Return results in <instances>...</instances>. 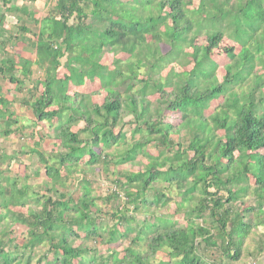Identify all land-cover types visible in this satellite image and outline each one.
<instances>
[{"label":"trees","instance_id":"1","mask_svg":"<svg viewBox=\"0 0 264 264\" xmlns=\"http://www.w3.org/2000/svg\"><path fill=\"white\" fill-rule=\"evenodd\" d=\"M0 3L7 6V10L26 13L24 7L14 4V0H0ZM191 3L192 0H132L131 3L122 0H55L54 12L35 20L39 26L34 40L24 36L29 30L26 25L17 26V40L27 39L35 48V58L23 59L19 68L6 50L13 36L10 33L5 36L7 31L1 25L4 15L0 11V79L16 84V90L22 92L33 73V65H38L44 72L41 91L33 100L23 102L36 121H47L55 132L57 152L50 150L47 156L35 147L30 150L37 153L44 164L45 175L53 184L61 189L66 187V176L61 174V167L66 173H72L78 165L93 169L101 165L102 171H106L110 163L134 162L139 154H145L148 159L143 169L125 173L124 181L115 180L133 209L164 203L165 193L156 192L152 200L144 197L155 181L162 180L168 186L180 189L184 195L182 201L197 197L195 206L185 212L187 223L184 226L170 218L153 215L134 227L131 224L134 216L125 213V209H116L117 220L108 226L95 215L99 210L95 203L98 196L92 195L87 179L75 177L78 182L81 179L82 189L76 198H65L67 193L59 192L58 198L48 197L41 201L29 193L24 184L18 186L17 176L12 177L2 170L1 165L14 158L2 152L0 264H31L38 247L45 246L48 247L46 252L53 255V261H48L49 254L43 253L39 263L208 264L198 253L201 241L207 247L221 249L231 260L240 257L249 233L264 224V91H260L257 102L251 98L252 91L264 85V0H199L191 12H186L184 5ZM165 8L169 9L167 14L162 13ZM88 16L100 27L86 23ZM71 17L77 19L79 25L68 24ZM160 25L165 29L159 30ZM204 26L211 28L206 44L194 43L190 31L194 27L198 31ZM146 33L152 34L155 43L146 41ZM224 35L238 43L239 49L235 51L234 46L226 49L230 61L224 65L225 73L219 80L215 73L217 62L212 59L211 52ZM162 36L170 50L159 55L158 46H154ZM183 43L192 49L193 66L188 73L185 76L174 73L172 79L170 74L153 78L154 69L161 67V62L174 59ZM103 47L128 54L126 72L121 69V60H115V71H101L103 67L98 57ZM64 54L68 71L58 77L56 71ZM134 60L145 61L143 65H148L145 78H138L137 69L143 65ZM258 67L260 73L256 72ZM94 78L106 90L101 101L80 88L86 79ZM135 82L141 85L135 88ZM120 83H125L122 91L117 88ZM165 87L170 88L166 90ZM35 89H38L37 82L33 85ZM155 91L159 92L162 108L150 112L151 101L146 96ZM213 99L220 101L211 113L205 114L203 103ZM10 104L3 96L0 84V126L4 127L0 134L5 137L20 128ZM163 110L181 114V122L177 125L163 122ZM128 114H132L131 134L141 135L132 141H127L121 127L116 130ZM78 121H83L84 126L74 130L73 125ZM181 129H186L189 134L188 149L192 151V156L185 160L178 158V151L174 156L166 155L164 148L171 146L169 135ZM217 130H223V134L218 136ZM149 142L157 144L156 156L147 152L145 146ZM112 146L118 148L116 154L106 151ZM161 167L165 169L161 170ZM248 174L254 178L256 204L234 210L232 203L239 195L231 186L246 182ZM131 184H136L135 190L131 189ZM210 187L214 191L210 192ZM220 189L226 191L225 198L218 194ZM114 195L119 193L114 192ZM110 196L105 199L109 200ZM33 197L40 202L39 211L13 210L14 206H26ZM225 202L228 206L215 213V209H221ZM181 207L182 202L177 208ZM207 210L210 216L218 217L217 232L212 233L208 226L194 220H203ZM4 219L26 227L25 240L19 248H10L13 237L11 231L2 226ZM120 223L126 224L123 234L116 227ZM131 232L135 234L131 236ZM97 238L101 244L114 243L121 238L130 241L118 257L115 250L103 255L89 247L87 241ZM77 239L80 243L75 244ZM140 242H144V250L136 247ZM160 251L166 254L167 260L154 263L151 259Z\"/></svg>","mask_w":264,"mask_h":264},{"label":"rangeland","instance_id":"2","mask_svg":"<svg viewBox=\"0 0 264 264\" xmlns=\"http://www.w3.org/2000/svg\"><path fill=\"white\" fill-rule=\"evenodd\" d=\"M122 2H129L131 3L132 0H122ZM199 0H192L191 4H185L184 7L187 10L186 12H191L193 8L198 5ZM14 4L18 7H24L26 13L21 11H10L2 6L0 3V11L3 12V19L1 20V25L4 30L7 32L5 36H8L10 33L13 38L11 42L7 43L6 50H8L16 64V68H19L23 59H34L35 58V48L32 46L31 41L22 40L16 38L17 34V26L23 24L28 27V31L25 32L24 36L30 38V40H34V33L37 32L39 23L35 20H40L43 17H46L48 14L54 12L53 6L55 4V0H14ZM169 11L168 8H165L162 13L167 14ZM193 17L194 14H191ZM86 23H93L94 26H99L98 22H93L91 16H88L85 19ZM74 24L75 26L79 25L77 19H73L71 17L68 20V24ZM165 26L160 25L159 30H164ZM195 27L190 31L191 36H193L194 43L199 45L206 44V38L211 28H207L206 26L202 27L200 30L195 31ZM145 39L148 42H153V37L151 33H146ZM155 43V41H154ZM158 46V54H166L170 50V45L166 41L165 37L162 36L157 43L155 44L154 48ZM230 46H234L236 48L235 51H238L239 44L234 42L231 38L224 35L222 40L219 42L217 48H215L211 52V57L217 62L216 74L221 80V77L225 73L224 65L228 63L229 56L227 55L226 49ZM103 51L99 54L98 60L102 65L103 69L101 70L103 73L113 72L115 71L114 62L115 60H121L123 63L120 64L121 69L125 70L126 72V60L128 58V54L120 52V51H110L106 47H103ZM192 51L191 47L188 44L183 43L182 48L177 55L164 63L161 62V67L158 69H154L153 78L158 79L159 76H166L170 74V79L174 78V73L183 74L184 76L188 73V71L193 66V61L190 56V52ZM172 58V57H171ZM132 60V59H131ZM130 60V61H131ZM66 62V54L60 58V66L57 68V76L63 77L64 74L67 73V68L64 65ZM135 63H145V61H136ZM147 63V62H146ZM33 73L31 77L26 81L22 92L16 90V84L8 82L6 79H0V84L2 86V94L3 96L11 103L10 110L16 113V116L19 120L18 128L14 133L10 134L9 136H1L0 134V153L4 152L8 155L14 156V158L8 162H5L1 165L2 170L6 171V173L12 177L17 176L18 186L24 184L27 187L29 193L34 194L33 196H38V198L43 201L44 199L51 197L52 199L59 197V192H66L65 198L73 197L76 198L82 192L80 188V181L78 182L75 177L85 178L90 182V186L92 189V195L98 196L95 203L99 210L95 213L100 217V222H104L108 226L114 224L117 220V217L114 216L116 209H125V213L134 216V221H132V226H139L142 222L147 219L151 218L153 215L155 216H164L166 218L172 219L178 225L184 226L187 222L185 219V212L191 210L197 203V197H193L189 201H182V197L184 196L180 189H177L174 185L168 186V184L164 181H155L152 183V189H148L146 191V197L149 200L153 199V194L157 193H165V200L162 201L164 203H160L159 205L148 204L146 206L140 205L137 210L133 209V204L127 203V198L125 197L124 193L121 191V187L118 183H115L116 179H120L124 181L123 175L125 173L135 172L137 170H141L147 163V155L139 154L137 159L134 162H127L121 164H114L110 163L108 169L106 171H102L101 165L98 168L93 169L92 167L85 168L83 165H78L74 168L72 173H66L65 169L61 167V174L65 177L66 187L61 189L57 184H53L45 175L44 164L40 162L37 153L31 152L32 148H37V150L44 152L45 155L48 156L50 150H54L57 152L59 149L55 146L56 142L54 139L55 132L53 131V127L49 125L47 121H36L32 111L30 110L27 105L24 104L23 100H33L35 96H37L38 92L41 91L43 88L44 72L42 68L38 65L32 66ZM148 69V65L144 64L140 69H137L138 78H145L146 71ZM261 69L258 67L256 68V72L260 73ZM163 80V79H162ZM37 82L38 89L33 90V85ZM136 83V82H135ZM141 83H136L135 88L139 87ZM125 83H120L117 88L122 91L124 90ZM83 91L90 92L92 94V98L97 101H101L103 97L106 96V90L101 87V83L97 78L93 80L86 79V82L82 85ZM170 87H165L166 90H169ZM244 90V88H242ZM80 90V89H78ZM135 90V89H133ZM237 90H240L237 87ZM264 91V85L261 88H256L252 91L251 98L255 102H257L260 98V91ZM150 101V112H154L155 110L162 108L161 98L159 96V92H148L146 96ZM222 98V97H221ZM220 99H213L211 101H206L203 103L204 113L209 114L213 111L215 106L219 103ZM159 107V108H157ZM161 116V120L163 122H169L172 124H179L182 120V115L176 112H172L169 110H163ZM84 126L83 121H78L76 124L73 125L74 130H78ZM15 128V126H13ZM121 127L122 130L126 132L127 141H132L141 135L136 133L134 135L131 134L133 129L132 124V114H128L126 117L124 116L122 122L116 127ZM4 127L0 126V129ZM17 128V126H16ZM192 130L190 129L188 132L190 133ZM216 134L221 136L223 134V130H217ZM171 140V146L169 149L164 147L166 155H173L178 151L179 159L185 160L186 158H190L192 156V151L188 149L189 145V134L187 133L186 129H181L178 133L170 134L169 135ZM35 143H38L36 145ZM162 144H160V147ZM166 146V145H163ZM146 149L149 155L156 156L157 155V144L154 145L152 142L146 144ZM122 147H119V149ZM118 149V148H117ZM116 147L112 146L111 148L106 149V151H111L113 154H116ZM260 152H263L261 150ZM255 162V159H251ZM161 170L165 169V167H161ZM78 171V173H77ZM136 184H131L130 187L132 190H135ZM232 190L237 191L239 197L232 203L234 206V210L238 207V210H241L246 205L253 206L256 204V197L254 195V178L252 175L248 174L246 177V182L240 183L237 185L231 186ZM210 192L214 191L213 187L208 188ZM115 193H119V195H114ZM197 193V192H196ZM198 194V193H197ZM219 195H222L224 198L226 197V191L224 189H220ZM113 195V196H110ZM106 196H110L109 200L105 199ZM33 199L27 202V205L24 207L21 206H14L12 207L13 210L20 211L27 213L28 211H39L40 209V202ZM101 198V199H100ZM182 202V207L179 209L177 206ZM212 204V202H210ZM228 204L225 202L221 209L216 208L215 213L222 212ZM128 207V208H127ZM1 211V208H0ZM206 211L204 219L196 218L194 219L195 222L204 224L208 226L212 233L216 231L217 223V215L210 216ZM118 214H120L118 212ZM247 214V213H245ZM249 220V219H245ZM125 223H120L116 225L119 229V232L123 234ZM2 226H6L8 230L11 231L10 236L13 237V243L10 245V248L14 249L19 248L24 240L26 234V227L20 224H11L9 219H4L2 221ZM135 232H131V236H133ZM81 236L83 234L81 233ZM263 236H264V224L259 225L255 229H253L247 239L249 244L251 240L260 239L263 243ZM99 238L92 239L87 241L89 247L96 248L99 254L109 255L111 250H115L118 257H121L123 254L124 247L129 244L130 239L121 238L118 241L110 244H101ZM80 243V240H76L75 244ZM254 244V242H253ZM139 250L145 249L144 242H140L139 245L136 246ZM47 246L45 247H38L36 250V254L33 256V260L31 264H44V262L39 263L38 259L42 256L43 253L49 254ZM28 252V250H25ZM198 253L201 257L208 262V264H228L231 263L230 258L222 254L221 249L216 247H207L202 241L198 245ZM231 254V253H230ZM53 255H48V261H53ZM154 263H158L160 260H167V256L165 253L160 251L154 259H151Z\"/></svg>","mask_w":264,"mask_h":264},{"label":"crops","instance_id":"3","mask_svg":"<svg viewBox=\"0 0 264 264\" xmlns=\"http://www.w3.org/2000/svg\"><path fill=\"white\" fill-rule=\"evenodd\" d=\"M228 264H264V240L263 243L260 239L258 241L257 239L251 240L250 244L247 240V243H244L240 257L231 260V263Z\"/></svg>","mask_w":264,"mask_h":264}]
</instances>
